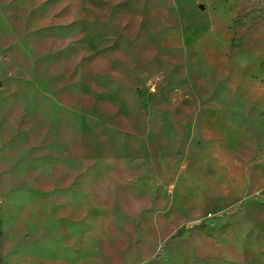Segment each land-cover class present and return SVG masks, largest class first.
Segmentation results:
<instances>
[{"label": "rangeland", "instance_id": "obj_1", "mask_svg": "<svg viewBox=\"0 0 264 264\" xmlns=\"http://www.w3.org/2000/svg\"><path fill=\"white\" fill-rule=\"evenodd\" d=\"M0 264H264V0H0Z\"/></svg>", "mask_w": 264, "mask_h": 264}]
</instances>
